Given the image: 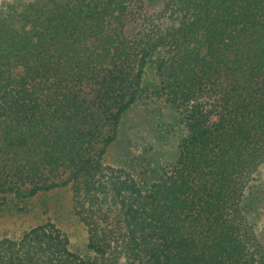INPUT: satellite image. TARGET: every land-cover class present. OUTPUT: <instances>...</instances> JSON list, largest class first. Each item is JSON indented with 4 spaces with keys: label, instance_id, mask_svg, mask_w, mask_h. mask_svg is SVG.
Masks as SVG:
<instances>
[{
    "label": "trees",
    "instance_id": "16d2710c",
    "mask_svg": "<svg viewBox=\"0 0 264 264\" xmlns=\"http://www.w3.org/2000/svg\"><path fill=\"white\" fill-rule=\"evenodd\" d=\"M156 2L1 4L0 213L66 188L91 255L47 220L0 264H264V0ZM135 108L178 132L146 186L104 161Z\"/></svg>",
    "mask_w": 264,
    "mask_h": 264
},
{
    "label": "rangeland",
    "instance_id": "374dc122",
    "mask_svg": "<svg viewBox=\"0 0 264 264\" xmlns=\"http://www.w3.org/2000/svg\"><path fill=\"white\" fill-rule=\"evenodd\" d=\"M4 1L0 0V10ZM156 1L158 3L160 0ZM155 106L152 105L151 109ZM140 109L135 108L126 118L119 136L108 147L104 161L125 168L140 184L146 186L174 160L178 132L177 128L170 131L164 128L173 121V114L167 108H162V111L158 108L150 111ZM47 220L54 222L68 236L72 251L83 256L91 255L86 248V230L73 213L71 194L66 188L37 195L29 201L24 211L1 212L0 238H17Z\"/></svg>",
    "mask_w": 264,
    "mask_h": 264
}]
</instances>
